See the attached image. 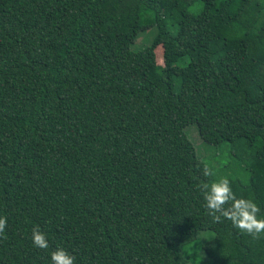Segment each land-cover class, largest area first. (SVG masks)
<instances>
[{"label": "trees", "instance_id": "1", "mask_svg": "<svg viewBox=\"0 0 264 264\" xmlns=\"http://www.w3.org/2000/svg\"><path fill=\"white\" fill-rule=\"evenodd\" d=\"M189 125L226 160L200 159ZM221 176L264 218V0H0V264L58 246L76 264H264V234L207 214L197 185Z\"/></svg>", "mask_w": 264, "mask_h": 264}, {"label": "clouds", "instance_id": "2", "mask_svg": "<svg viewBox=\"0 0 264 264\" xmlns=\"http://www.w3.org/2000/svg\"><path fill=\"white\" fill-rule=\"evenodd\" d=\"M205 177L213 176V172L202 169ZM207 214L214 223H221L223 220L231 222V225L242 234L250 236L253 240H258L264 234V218L258 214L261 209L251 198L238 197L227 177L213 179L211 183L202 182L197 185ZM7 227V217L0 216V240H6L5 229ZM31 239L33 245L39 249L48 250L49 243L46 234L39 226L31 229ZM51 264H76V258L64 247L58 246L50 252Z\"/></svg>", "mask_w": 264, "mask_h": 264}, {"label": "rangeland", "instance_id": "3", "mask_svg": "<svg viewBox=\"0 0 264 264\" xmlns=\"http://www.w3.org/2000/svg\"><path fill=\"white\" fill-rule=\"evenodd\" d=\"M201 3L195 2L192 4L189 8L190 12L196 13L200 10ZM155 29L154 27H150L147 30L140 31L135 39V41L132 43L131 48L132 49H139L142 46L148 44L153 36ZM157 62L159 64H162V59L158 57ZM186 134L189 137V139L192 141V143L195 146L196 155L202 159L203 161L207 162L210 165H218L219 163H222L226 160L225 153L223 155L220 154L221 150L217 149L215 146H212L214 151H209L208 147L203 143L201 138L199 137L197 133V129L195 128V125H189L185 128ZM214 152V153H213Z\"/></svg>", "mask_w": 264, "mask_h": 264}]
</instances>
